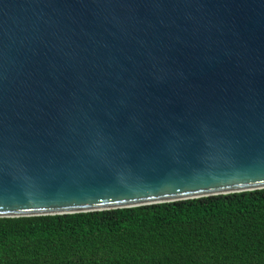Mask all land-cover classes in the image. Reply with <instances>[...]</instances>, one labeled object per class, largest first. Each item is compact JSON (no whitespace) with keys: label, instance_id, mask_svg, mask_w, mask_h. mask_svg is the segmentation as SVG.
Returning a JSON list of instances; mask_svg holds the SVG:
<instances>
[{"label":"water","instance_id":"obj_1","mask_svg":"<svg viewBox=\"0 0 264 264\" xmlns=\"http://www.w3.org/2000/svg\"><path fill=\"white\" fill-rule=\"evenodd\" d=\"M264 188V0H0V217Z\"/></svg>","mask_w":264,"mask_h":264},{"label":"trees","instance_id":"obj_2","mask_svg":"<svg viewBox=\"0 0 264 264\" xmlns=\"http://www.w3.org/2000/svg\"><path fill=\"white\" fill-rule=\"evenodd\" d=\"M0 264H264V188L0 217Z\"/></svg>","mask_w":264,"mask_h":264}]
</instances>
